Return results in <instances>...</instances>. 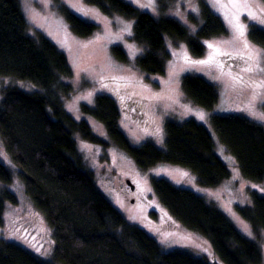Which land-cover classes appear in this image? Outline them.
<instances>
[{
	"label": "trees",
	"instance_id": "1",
	"mask_svg": "<svg viewBox=\"0 0 264 264\" xmlns=\"http://www.w3.org/2000/svg\"><path fill=\"white\" fill-rule=\"evenodd\" d=\"M180 1L155 0V15L126 0H82L104 16L134 21L131 39L145 48L135 59V67L153 76L166 73L170 57L166 38L173 44L184 43L192 58H200L205 54L204 40L228 35L226 25L206 0H197L199 17L188 14L193 28L168 16L167 11ZM53 4L74 35L87 38L98 28L72 12L63 0H53ZM26 31L19 0H0V77L38 86L34 91L11 86L1 91L0 139L18 168L24 193L52 228L54 247L51 258L43 260L1 239L0 264H216L183 250L164 251L144 228L129 223L98 189L74 137L77 134L103 147L108 144L86 121L75 120L64 108L73 94L72 70L65 54L41 32L32 38ZM247 35L264 50V29L251 23ZM111 51L119 62H128L120 46H112ZM181 89L187 100L207 111L219 99L216 86L200 76H182ZM81 109L105 127L110 142L142 171L159 164L180 166L194 174L204 188H217L230 177L208 128L193 119L183 123L167 120L165 148L160 149L151 142H130L119 128L120 112L112 97L96 95L93 107L82 105ZM209 122L219 143L234 157L241 176L255 184L264 183V128L240 115L213 113ZM11 179L10 170L0 161V183L9 184ZM151 186L171 220L206 239L222 264H261L259 246L203 197L163 178L151 179ZM250 199V205L237 206L236 211L257 235L264 232V196L252 190ZM8 201L17 203L15 195L2 186L0 226Z\"/></svg>",
	"mask_w": 264,
	"mask_h": 264
},
{
	"label": "rangeland",
	"instance_id": "2",
	"mask_svg": "<svg viewBox=\"0 0 264 264\" xmlns=\"http://www.w3.org/2000/svg\"><path fill=\"white\" fill-rule=\"evenodd\" d=\"M63 1L80 18L98 26L90 37L74 35L56 10L53 0H19V4L27 23V35L35 38L37 32H41L68 60L72 70L70 85L73 94L65 100L66 112L77 121H86L92 132L108 144L103 147L86 142L77 134L74 137L82 162L86 169L93 172L98 189L129 223L144 228L164 251L183 250L196 257H205L209 262L222 264L212 254L206 239L171 220L154 195L151 179L163 178L174 186L189 189L217 207L241 234L255 242L262 253L261 264H264V232L255 235L236 211L237 206L251 204L250 191L258 190L264 196V183L255 184L241 176L234 157L219 143L209 122L213 113L240 115L264 128V71L260 70L264 68V55L258 62L247 60L250 51L264 52L247 35L251 23L264 29V25L258 22L259 18H264V4L260 0H206L213 13L226 25L228 35L204 40L205 54L200 58H192L184 43L173 44L166 38L170 55L166 73L164 76H153L145 75L135 67V59L143 54L145 48L131 39L134 21L117 15L104 16L96 7L82 0ZM126 1L157 15L155 0ZM187 2L180 1L175 9L166 14L193 28L188 23V14L199 17L197 0ZM233 4L240 6L233 7ZM237 18L245 26L244 37H240L234 28ZM245 40L250 44L248 49L244 47ZM209 44L213 47L209 48ZM115 45L123 49L128 62L121 63L115 58L111 51ZM204 60L209 63H196ZM248 67L253 71H244ZM186 74L200 76L216 86L219 99L212 111L186 99L181 89V78ZM8 86L24 91L38 89L29 81L0 77V100L1 91ZM101 94L115 100L120 112L119 128L133 145L151 142L160 149L165 148L164 124L167 120L183 123L193 119L205 125L213 138L218 157L229 168L230 177L217 188H204L197 183L194 174L180 166L159 164L145 171L140 170L124 151L110 142L105 127L83 113L81 106L93 107L96 95ZM128 102L135 104L136 112L129 110ZM201 115L203 119H200ZM0 161L10 170L12 178L9 184L0 183V189L5 187L17 199L16 204L9 201L5 204L0 240H8L43 260H49L54 247L52 228L24 193L18 168L11 161L1 139ZM127 181L135 187L134 194L126 191Z\"/></svg>",
	"mask_w": 264,
	"mask_h": 264
},
{
	"label": "snow or ice",
	"instance_id": "3",
	"mask_svg": "<svg viewBox=\"0 0 264 264\" xmlns=\"http://www.w3.org/2000/svg\"><path fill=\"white\" fill-rule=\"evenodd\" d=\"M142 6L143 7H147V5H142ZM232 6L233 7H239L240 5L233 4ZM244 6L247 7L246 4ZM84 15H87V13H84ZM252 19L255 20V19H257V17H252ZM258 22H259L260 25H264V18H259ZM234 28L239 33L240 37H244V35H245V26L238 22V18H237V23L234 24ZM208 47L211 48V47H213V45L209 44ZM244 47L246 49L250 48V44L248 43L247 40L244 41ZM262 55H264V52L256 53L255 51H250L249 55L247 56V60L248 61L258 62L260 56H262ZM196 63L207 64V63H209V61H207V60L197 61ZM260 70L264 71V68H261ZM244 71L251 72V71H253V69L251 67H248V68H245ZM200 119H203V115H201Z\"/></svg>",
	"mask_w": 264,
	"mask_h": 264
},
{
	"label": "flooded vegetation",
	"instance_id": "4",
	"mask_svg": "<svg viewBox=\"0 0 264 264\" xmlns=\"http://www.w3.org/2000/svg\"><path fill=\"white\" fill-rule=\"evenodd\" d=\"M127 106L129 110H133V112L137 111V108L135 107V104L133 102H128ZM127 184L128 188L126 189V191H130L131 194H134L136 191L135 187L130 182L128 183V181ZM132 202H134V199H132Z\"/></svg>",
	"mask_w": 264,
	"mask_h": 264
},
{
	"label": "water",
	"instance_id": "5",
	"mask_svg": "<svg viewBox=\"0 0 264 264\" xmlns=\"http://www.w3.org/2000/svg\"><path fill=\"white\" fill-rule=\"evenodd\" d=\"M128 183H129V181H128Z\"/></svg>",
	"mask_w": 264,
	"mask_h": 264
}]
</instances>
